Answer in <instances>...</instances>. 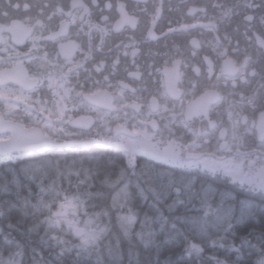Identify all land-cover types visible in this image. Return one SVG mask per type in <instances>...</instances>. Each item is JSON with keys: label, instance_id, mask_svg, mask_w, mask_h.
Returning <instances> with one entry per match:
<instances>
[{"label": "snow or ice", "instance_id": "6c2138e0", "mask_svg": "<svg viewBox=\"0 0 264 264\" xmlns=\"http://www.w3.org/2000/svg\"><path fill=\"white\" fill-rule=\"evenodd\" d=\"M37 7L12 45L0 29V161L20 162L3 186L16 199L0 206L30 219L29 234L42 230L41 242L55 240L59 255L108 264L99 251L108 231L101 215L147 242L166 229L227 234L264 207V104L253 106L241 89L253 78L254 91L264 88V72L239 41L224 44L226 12L190 5L158 29L170 0ZM259 47L264 56V40ZM236 95L259 121L237 110L229 99ZM6 243L0 264H23V245ZM105 247L115 264L119 240L117 250ZM255 264H264V246Z\"/></svg>", "mask_w": 264, "mask_h": 264}, {"label": "trees", "instance_id": "16d2710c", "mask_svg": "<svg viewBox=\"0 0 264 264\" xmlns=\"http://www.w3.org/2000/svg\"><path fill=\"white\" fill-rule=\"evenodd\" d=\"M97 156L101 165L107 164L106 157L100 153H97ZM116 164L118 165L119 161ZM19 167L20 162L0 165V202L16 199L15 189L5 195L3 186L5 181L12 178L9 170ZM201 179L223 187L219 180L207 177ZM243 196L244 193H237L238 199ZM10 223L11 227H9ZM31 223L30 219L21 216L18 208L9 210L8 204L3 203L0 206V251L7 255L6 242L13 244L19 242L24 247L23 259L26 264H93L95 256L91 259L77 258L74 252L59 255L60 250L55 240L46 237V243L41 242L42 230L29 234ZM262 232H264V207L258 208L255 216L237 223L227 234L214 229L211 230V235H201L187 230L181 233L166 229L151 241H142L133 232L127 238L123 235L119 236L118 250L115 238L111 244L113 249L120 253L115 264H220L222 260H227L228 264H255L260 247L264 246V239L258 238ZM245 240L250 241V244L243 243ZM193 244L196 245L195 248ZM99 251L104 253L108 264H112L106 247ZM41 252L43 256L40 255Z\"/></svg>", "mask_w": 264, "mask_h": 264}, {"label": "flooded vegetation", "instance_id": "af4514ba", "mask_svg": "<svg viewBox=\"0 0 264 264\" xmlns=\"http://www.w3.org/2000/svg\"><path fill=\"white\" fill-rule=\"evenodd\" d=\"M173 11L166 13L158 25V29H165L168 25L169 17L175 21L181 17V13L185 12L190 5L206 7L209 14L219 15L221 11L227 13L226 18L220 24L221 36L224 38V44L234 46L239 41L240 48L248 49L249 55L258 59L256 70L264 72V56L258 55L260 52L259 41L264 40V0H170ZM40 0H0V29L5 30L4 34L8 38L9 44L12 45L13 41L19 34L21 26L25 25L30 18L34 17L38 11V4ZM213 5H222L223 7H214ZM178 9V10H177ZM183 19L188 23H194L193 17L184 16ZM207 23L208 21H203ZM143 28V24H142ZM139 35V33H137ZM159 35V33H157ZM179 39V37H177ZM163 42H161V45ZM18 50L23 51L24 45L17 46ZM155 77H150L149 85L152 86ZM256 78L248 85H241L242 94H251L254 98L255 105L264 104V88L254 91L256 88ZM194 99L189 96L188 100ZM229 99L236 104L237 110L244 107L249 115V120L255 119L259 121L260 113H252V106L247 102L243 105L240 104V95L229 97ZM185 101V103L188 102ZM225 105H221L219 111H222ZM225 121L227 117H224ZM258 129L257 139H258ZM18 161H0L1 164L14 163Z\"/></svg>", "mask_w": 264, "mask_h": 264}, {"label": "clouds", "instance_id": "9594fccd", "mask_svg": "<svg viewBox=\"0 0 264 264\" xmlns=\"http://www.w3.org/2000/svg\"><path fill=\"white\" fill-rule=\"evenodd\" d=\"M88 211L90 213L92 212H99L100 207L97 208H89ZM101 227L108 226V231L105 232L103 239L100 241L99 247L100 249H103L104 246L112 242V240L115 238L116 240H119V236L123 235L125 238H127V235H125L118 227L115 216L113 215L111 219L107 216L101 215L98 220ZM214 258V257H213ZM17 264H20L19 261H17ZM23 264H26L25 260L23 259ZM220 264H228L227 260H222Z\"/></svg>", "mask_w": 264, "mask_h": 264}]
</instances>
